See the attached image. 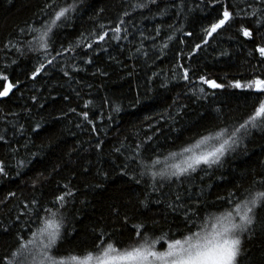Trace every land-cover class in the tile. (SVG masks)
Masks as SVG:
<instances>
[{
    "label": "snow or ice",
    "instance_id": "6c2138e0",
    "mask_svg": "<svg viewBox=\"0 0 264 264\" xmlns=\"http://www.w3.org/2000/svg\"><path fill=\"white\" fill-rule=\"evenodd\" d=\"M121 3L123 10L114 21L99 23L90 31H82L75 41L65 45L58 37L61 32L72 27L84 0H42L34 19L20 27L17 36L10 39L4 47L14 50L20 56L28 53L37 56L38 63L28 79L35 81L46 74L48 68H59L65 77L71 79L73 73L82 71L77 65L78 59L83 64L93 62L91 58L82 57L88 56V52L93 51L94 47L108 51L107 47L102 46L115 43L119 47L123 41L136 40L137 33L139 42L134 45V51H130V57H149L145 41H149L152 48L160 54H165L177 38L175 33L181 32L185 37H193L192 32H183V25L177 28L175 23H179L181 17L195 9L205 13L204 19L210 22L201 28L197 37L199 42L187 52L188 62L199 52L206 50L223 31L232 28L237 20L240 21L237 34L245 43L254 42L257 33L264 29V0H197L194 7H189L188 0H121ZM136 16L141 20H154L157 17L171 19L174 16L176 20L167 30L157 24L149 35H145ZM259 39L261 42L249 50V56L256 60V64L252 66L248 78H245L244 73L231 79L227 74L221 77L203 73L194 77L195 70L186 63L185 52L181 48L175 53L176 63L170 70V76H164L159 85L168 90L170 85L177 87L183 83L187 86L183 95L192 98L194 103L215 98L218 90H240L249 98L248 103L251 105V111L242 120H228L223 116L222 110L217 108L213 110L216 113L213 120L206 121L207 112H201L194 125L183 128L184 131H189L194 127L193 134L167 152L153 144L155 131L142 140L137 132V139L132 144L128 143L126 137L113 149L123 157L119 176L127 177L136 185L146 184L150 192L161 196L166 195L162 189H173V193L167 195L166 199L169 209L178 215L182 213L176 227L157 230L158 221H152L151 227L147 221L138 222L131 225L127 241L116 239L115 233L121 231L118 228L112 231L93 229L90 240L65 248L63 245L71 235L66 227V209L76 195L69 182L58 187L52 198L44 203L35 196L30 200H21V210L16 216V223L21 226L14 237L13 246L0 256V264H251L245 244L258 236H264V170L252 172L247 185L237 184L226 195H218L214 200L206 199L203 189L193 199L191 193L194 189L189 187L185 192L184 186L191 185L200 173L208 175L222 166L226 157L234 154L252 133H264V34ZM179 43L186 45L183 39ZM228 55L226 50L220 52V56ZM15 63L13 60L12 64ZM9 67L10 65H5L0 68V98L9 97L21 83L18 79L12 82L8 74ZM153 75L160 76L161 73ZM152 83L153 80L149 77L148 84ZM151 90L149 87L148 91ZM77 96L79 97V93ZM179 96L178 93L170 106V109L175 107L176 110L159 113V120L172 125L186 112L187 105L177 103ZM36 99L37 97H32L34 102ZM64 99L67 100L68 97ZM141 102L138 94L135 104L139 105ZM92 103L91 100L85 101V110L82 112L77 113L75 108L69 111L81 119L76 127L87 124L91 126V132L98 136L101 129L96 127V122L90 118L88 111ZM104 105L109 109V120H112L113 114L122 111L121 104L116 101L105 99ZM151 119L152 117H145L146 121ZM158 123L159 121L156 125L150 123L149 130L156 128L158 131ZM41 128L42 124L37 122L32 132L36 133ZM19 131H23V126ZM172 131L182 130L173 127ZM0 141L6 142V133H0ZM172 143L175 145V139ZM102 144L103 141L95 144L98 152L103 151ZM23 147L27 149L28 145ZM42 150L41 148L19 159H16L19 150H14L13 164L6 166L0 161V181L12 179L9 168L15 169L16 177L21 176ZM98 175L107 179V173L98 172ZM49 176L37 173L32 179L31 188H42L49 183ZM200 179L202 181L204 177L200 176ZM15 196V192H9L5 200ZM149 202L152 201L146 193L139 205L147 208ZM154 202L159 204L162 201L158 199ZM112 211L113 215L120 216L118 208H113ZM130 219L125 215L120 222L127 227ZM9 232L8 227L0 229V233Z\"/></svg>",
    "mask_w": 264,
    "mask_h": 264
},
{
    "label": "trees",
    "instance_id": "16d2710c",
    "mask_svg": "<svg viewBox=\"0 0 264 264\" xmlns=\"http://www.w3.org/2000/svg\"><path fill=\"white\" fill-rule=\"evenodd\" d=\"M196 2L188 0L189 7H194ZM41 3L42 0H0V68L10 65L8 74L12 82L17 79L21 82L9 97L0 99V117H4L0 119V133H6V142L0 141V161L6 166L13 164L12 153L17 149L16 159L43 149L21 176L16 177L15 169L9 168L12 179L0 181V229H10L8 234L0 233V256L13 246L14 237L20 229L21 224L16 223V216L21 210V200H30L35 196L44 203L52 198L58 187L69 182L76 195L66 209V227L71 235L63 245L65 248L90 240L93 229L112 231L118 228L121 231L115 233L116 239L127 241L131 225L138 222L147 221L151 227L152 221H158L157 230L176 227L182 213L178 215L169 209L166 199L167 195L173 193V189H162L166 195L161 196L150 192L146 184L136 185L127 177L119 176L123 157L113 149L126 137L128 143L132 144L137 139V132L142 140L155 131L153 144L167 152L193 134L194 127L189 131L183 128L194 125L201 112H207L206 121L213 120L216 117L213 110L217 108L222 110L228 120H242L251 111V105L248 103L249 98L240 90H218L215 98L194 103L192 98L183 95L187 91L183 83L177 87L170 85L168 90L159 85L164 76H170V70L176 63L175 53L181 48L184 49L186 63L195 70L194 77L203 73L221 77L227 74L231 79L244 73L245 78H248L252 66L256 64V60L249 56V50L261 42L259 36L264 34V29L257 33L254 42L245 43L237 34L236 29L240 25L237 20L232 28L223 31L206 50L188 62L187 52L199 42L197 37L201 28L210 22L204 19L205 13L195 9L181 17L179 23H175L174 16L171 19L157 17L154 20H141L136 16L145 35H149L157 24L167 30L174 23L177 28L183 25V32H192L194 35L190 38L181 32L175 33L177 38L165 54H160L149 41H145L149 57H130V51H134V45L139 42L137 33L136 40L123 41L119 47L115 43L103 45L102 48L107 47L108 51L94 47L88 56L82 57L91 58L93 62L83 64L78 59L77 65L82 71L73 73L71 79L65 77L59 68H48L46 74L33 81L28 77L38 63L37 56L32 53L20 56L4 45L17 36L20 27L34 19ZM122 10L121 0H84L72 27L61 32L58 40L67 45L75 41L82 31H90L99 23L114 21ZM180 39L185 40L186 45H181ZM223 50L229 55L220 56ZM13 60L15 64H12ZM158 72L160 76L153 75ZM149 77L153 80L151 85L148 84ZM149 87L151 91H148ZM178 93L180 96L177 103L186 104L187 110L174 124L169 125L159 120L158 114L165 110H176L175 107L170 109V106ZM138 94L142 101L139 105L135 104ZM33 96L37 97L35 102ZM66 96L67 100L64 99ZM105 99L116 101L122 106V111L113 114L112 120L108 119L109 109L104 105ZM87 100L93 102L88 111L96 127L101 129L98 136L91 132V126L87 124L76 127L81 119L69 111L72 108L77 113L84 111L83 104ZM10 113L16 115H8ZM145 117L152 119L146 121ZM157 121L159 130H149L148 125H156ZM37 122L42 124V128L33 133L32 129ZM21 126L22 132L19 131ZM173 127L182 131H172ZM100 141H103L102 152L95 149V144ZM25 144L28 145L27 149L23 147ZM85 169L88 171L85 172ZM261 170H264V133L256 131L245 139L234 154L226 157L222 166L208 175L200 173L191 185L185 184L184 191L193 188L191 195L195 199L196 193L203 189L204 197L214 200L218 195H226L237 184L247 185L250 174ZM40 172L45 176L51 174L49 183L33 190L32 179ZM98 172L107 173V179L98 175ZM200 176L204 177L202 181ZM9 192H15L16 196L5 200ZM146 193L152 202H149L147 208H142L139 201L145 199ZM158 199L162 201L159 204L154 202ZM113 208L120 210L119 217L113 215ZM125 215L131 217L127 227L120 222ZM245 248L249 250L251 264H264V236L252 239L245 244Z\"/></svg>",
    "mask_w": 264,
    "mask_h": 264
},
{
    "label": "water",
    "instance_id": "95a60500",
    "mask_svg": "<svg viewBox=\"0 0 264 264\" xmlns=\"http://www.w3.org/2000/svg\"><path fill=\"white\" fill-rule=\"evenodd\" d=\"M0 99H2V98H0Z\"/></svg>",
    "mask_w": 264,
    "mask_h": 264
}]
</instances>
